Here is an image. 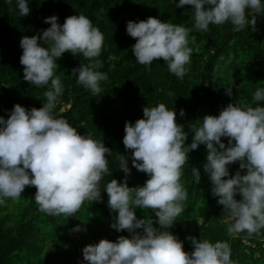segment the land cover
<instances>
[{"label":"clouds","instance_id":"1","mask_svg":"<svg viewBox=\"0 0 264 264\" xmlns=\"http://www.w3.org/2000/svg\"><path fill=\"white\" fill-rule=\"evenodd\" d=\"M177 8L192 5L194 30L207 32L210 25L230 22L233 31L246 25L256 30L257 16L248 19L249 11L264 13V0H171ZM10 12L21 17L31 13L29 0H5ZM14 5V6H13ZM207 5V7H205ZM51 26L42 35L23 36L20 63L24 80L37 87L51 84L41 108L27 109L17 103L5 119L0 116V205L7 199H18L26 186H35L39 210L50 216H74L88 202H102L108 194L113 213L111 228L127 230L131 236L117 241L102 239L83 249L87 264H237L232 259L228 241L213 243L189 236L194 245L191 253L171 229L183 211L188 192L180 182L189 153L206 146L202 167L211 183V194L223 206L226 231L232 238L240 233L260 236L264 230V88H257L253 99L257 106L229 103L220 114L205 115L199 125L191 124L193 135L177 122L176 110L164 103L146 106L143 118L126 122L123 143L132 150V166L148 175L142 186L130 187L132 174L128 157L121 155L120 169L126 174L103 184L109 174L108 159L112 150L104 142L82 135L63 117L54 115L63 94V85L55 74L57 60L64 53L82 55L87 63L72 70L78 84L93 96L101 93V81L107 73L97 71L102 62L96 58L103 51V34L85 15H72L61 25L58 16L45 18ZM193 28L173 24L156 17L127 22V34L136 38L132 51L137 62L151 69L154 61L163 58L168 70L183 80L189 71L192 48L188 36ZM43 41V43H41ZM228 62H231L230 60ZM234 82L226 88L231 96ZM184 116L185 111L180 110ZM222 137L228 138L225 144ZM239 162L232 175L229 166ZM246 169L245 174L241 171ZM196 184L201 171L192 166ZM227 178V179H225ZM242 199H237V195ZM137 209H151L153 218H138ZM142 229L143 231H137ZM79 225L71 232H80ZM83 230H86L83 229Z\"/></svg>","mask_w":264,"mask_h":264},{"label":"trees","instance_id":"2","mask_svg":"<svg viewBox=\"0 0 264 264\" xmlns=\"http://www.w3.org/2000/svg\"><path fill=\"white\" fill-rule=\"evenodd\" d=\"M29 2L30 15L21 17L18 10L10 12V6L0 0V116L7 119L17 103L29 110L43 107L45 93L51 88V84L37 87L24 80V66L20 63L22 37L42 35V30L51 26L45 23V18L52 15L58 16L61 25L72 15L89 17L104 37L102 54L96 58L102 62V67L96 70L107 73L108 80L100 82L102 91L93 96L72 75L74 68L87 61L82 55L64 53L55 68L64 90L54 115L67 119L82 135H90L112 150L107 157L109 174L103 177V184L111 179L124 181L126 174L120 169L121 155L128 157L132 168L128 177L130 187L142 186L149 178L132 166V150L126 149L123 143L126 122L135 124L143 118L144 107L164 103L170 110L175 109L177 122L189 134L186 144H190L193 132L189 125H199L205 115L218 116L229 103L257 106L253 95L257 88H264V13L249 11V20L257 16L255 31L246 25L235 32L228 22L210 25L209 31L201 32L193 28L194 6L177 8L171 0ZM148 17L193 28L188 36L193 50L191 62L183 80L168 70L163 58L154 61L150 70L137 62L132 51L137 40L127 34V22H139ZM233 82L229 96L226 88ZM181 109L185 111L184 116L180 115ZM222 140L228 143V138L222 137ZM206 155L205 145L189 153L190 159L180 181L188 198L171 231L184 242L186 252L194 251L189 236L213 243L226 240L237 264H264V230L260 236L240 233L232 238L228 235L223 206L218 204V197L212 196L210 180L202 167ZM192 166L201 171L199 184L192 178ZM229 170L235 175L240 170L239 162L231 164ZM246 171L242 170L241 174ZM36 191L35 186H26L20 198L7 199L0 205V264H87L83 257L87 245L102 239L117 241L122 235L131 236L127 230L118 232L111 228L116 213L108 206L106 191L102 192V202L86 201L73 217L41 212L34 200ZM237 199L242 197L238 194ZM137 216L153 218L154 226L159 227L151 209H137ZM77 225L82 230L71 232ZM246 237L256 241V247L248 250L243 243Z\"/></svg>","mask_w":264,"mask_h":264},{"label":"built area","instance_id":"3","mask_svg":"<svg viewBox=\"0 0 264 264\" xmlns=\"http://www.w3.org/2000/svg\"><path fill=\"white\" fill-rule=\"evenodd\" d=\"M243 243L246 245V247H248V250L249 248L256 247L257 245L256 241L252 240L251 238H247V237L243 238Z\"/></svg>","mask_w":264,"mask_h":264},{"label":"rangeland","instance_id":"4","mask_svg":"<svg viewBox=\"0 0 264 264\" xmlns=\"http://www.w3.org/2000/svg\"><path fill=\"white\" fill-rule=\"evenodd\" d=\"M203 47H204V45H202ZM202 46H201V48H202Z\"/></svg>","mask_w":264,"mask_h":264}]
</instances>
